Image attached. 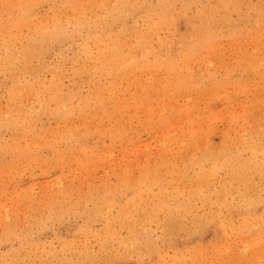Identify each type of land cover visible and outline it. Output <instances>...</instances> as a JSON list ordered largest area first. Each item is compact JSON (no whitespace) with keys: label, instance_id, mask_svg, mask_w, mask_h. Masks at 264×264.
<instances>
[{"label":"bare ground","instance_id":"6f19581e","mask_svg":"<svg viewBox=\"0 0 264 264\" xmlns=\"http://www.w3.org/2000/svg\"><path fill=\"white\" fill-rule=\"evenodd\" d=\"M261 18H264V0H0V98L5 100V104L2 103L5 107L0 103V264H61L62 259L67 264L72 253L77 260L68 264H79L85 252H89L84 256L88 262L98 264L111 257L113 261V257L118 255L124 258L123 253L129 248L130 255L133 253L137 262L147 255L154 264L150 257L154 247L150 246V227H147L150 220L145 221L142 238L136 236L134 227L142 224L144 218H149L147 215L159 218L156 226L161 227L157 228L160 232L153 231L158 233L157 240L161 244H171L172 237H178V227L183 228V235L187 234L188 238L192 225L198 230L213 223L223 229V233L229 230L231 232L227 234L236 236L235 231L240 224L233 220L240 219L235 214L241 216L242 222L249 219L251 223V218H257L258 222L260 215L255 210L257 203L262 201L260 195L264 193L257 191L264 187V161H259L256 148L258 146L260 152L264 151V121L249 122L252 116L247 115L245 106L251 108L253 92L255 95L258 90L264 92V19ZM247 21L251 27L243 34L241 27ZM224 39L239 41L224 43ZM255 40L259 46L253 45L257 43ZM245 42L255 48L243 51ZM228 44H232L235 51L226 60ZM51 54L56 57L52 61L49 59ZM67 76L71 77V82L65 86L63 80ZM240 96H246L247 102H241L244 104L242 108L238 102L243 111L237 112L233 104ZM33 102L38 109L36 112L33 111ZM217 106L226 110L228 121L221 130V137L216 140L211 135L219 111ZM252 115L254 117V113ZM42 117L53 120L54 125L39 121L37 132L31 125ZM204 123L209 124L205 129L201 128ZM139 127L163 138L171 149L172 141L175 145L176 141L179 142L180 146H176L183 149L175 146L178 150H167L156 161L155 157L151 159L145 152L142 154V147L132 163V168L141 177H138V182L132 178L133 183L136 182L134 185L143 183L147 187H134V194L122 195V187L118 190L120 185H116L117 188L113 186L122 175L117 181L113 175L115 181L111 185L102 181L106 186L100 188V192L85 187L84 192L76 190L72 196L61 189L60 182L41 197L34 196L33 191L28 193V189L31 192L33 187L31 184L28 188V185L20 183L26 167L28 176H43L44 173L46 176L50 170L62 171L61 167L69 158L85 170L84 166L103 155L102 151L94 152L96 147L92 144L100 142V138H93L94 133L109 135L115 144L123 143H118L119 147L135 143L132 150L138 148L141 142L138 140L141 138ZM153 129L158 133L155 134ZM5 134H8L7 138ZM158 142L160 139L155 143ZM61 144H76L77 152L65 148V145L61 148ZM110 153H106L108 158ZM131 155L134 156L133 153ZM120 157L117 161L120 159L125 163L122 155ZM130 164L125 170L121 169L123 173L130 169ZM77 170L79 173L80 169ZM178 176H184L183 179L190 183H187L188 188L185 187V199L181 198V189L174 185ZM79 178L87 180L84 176ZM162 178L167 186L171 184L173 190L168 191L163 186ZM10 180L16 193H22V199H13L12 193H6V182ZM105 180L108 181L107 178ZM46 182L45 185L48 184ZM49 183L48 188L52 181ZM148 188L154 189L153 195L135 196L141 194V189L146 191ZM162 192L166 194L162 195ZM113 206L117 210L110 212L115 216L107 212ZM95 209L102 212L97 214L92 211ZM64 212L72 219L82 217L77 231L90 232L93 238L99 237L101 241L96 242L95 250L86 240L88 236L82 242L77 239L79 243L72 242L73 235L72 239L71 236L62 238L60 232L52 234L50 239L44 237L47 230H51L52 223H61V213ZM185 213L189 217L188 224H184L187 220ZM64 215L62 217L66 218ZM95 220L101 222L100 228H90ZM260 224L264 225V222ZM243 225L246 231L248 225ZM118 228L125 229L126 235L121 234V229L117 231ZM256 234L257 242L260 238L264 242V236L259 234L257 239ZM111 241L122 244L119 251L122 254L114 252L112 245L111 248L108 246ZM154 244L159 249L158 243ZM220 244H216L215 251L222 249L218 253L224 252L227 246L225 241H220ZM261 244L262 250L264 244ZM62 245L65 249H61ZM201 253L196 255L201 256ZM231 253L235 258L236 254ZM157 254L161 257V251ZM222 258L225 259L224 256ZM149 261L142 264H151ZM234 263L232 260L231 264Z\"/></svg>","mask_w":264,"mask_h":264},{"label":"rangeland","instance_id":"374dc122","mask_svg":"<svg viewBox=\"0 0 264 264\" xmlns=\"http://www.w3.org/2000/svg\"><path fill=\"white\" fill-rule=\"evenodd\" d=\"M251 1H256V0H251ZM261 19H264V18H261ZM248 23H246V25L245 26H243V27H241V33H245L246 31H248V30H250V27H251V23H249V21H247ZM258 24V23H257ZM262 24H264V23H262ZM243 25V24H242ZM226 40H230L231 42H227ZM239 40L238 39H224V43H235V42H238ZM256 41V40H255ZM257 43H254L253 45H256V46H259V42L258 41H256ZM246 44H244L243 46H242V50L243 51H247V52H249V51H251V50H253L255 47L254 46H252V45H248V42H245ZM249 44H251V43H249ZM246 45H248V50H247V46ZM228 47H226V52H225V54H227L228 52V54H227V56L225 55V58H226V60L227 59H229V58H231L233 55H232V53H234V51H235V47H232V44L230 45V44H228L227 45ZM252 46V47H251ZM231 47V48H230ZM254 47V48H253ZM249 48H253V49H249ZM53 55V56H52ZM54 58H56V57H54V54H51L50 55V57H49V59L52 61V60H54ZM69 82H71V77L70 76H67V77H65V79L63 80V83H64V85L65 86H67L68 84H70ZM65 83H67V84H65ZM84 89H85V87H83ZM254 93V94H253ZM252 94H253V104H252V106H251V108L249 109L247 106H245V109H246V111H247V115L248 114H250L249 115V117H251L252 116V119L250 120L249 119V122L250 121H253L254 123L253 124H255V123H258V122H261V121H264V114H262V113H264V111H261V109L262 110H264V104H262V103H264V98H262L261 99V97H264V95H262V94H264V92H260L259 90H258V92L256 91V95H255V92H253ZM240 97H242V96H240ZM239 97V98H240ZM244 97V96H243ZM242 97V98H243ZM260 97V98H259ZM237 99V101L236 102H234L235 104H233V106H234V108H233V106H232V108L236 111L237 110V112L239 111H243V109H241L242 107H243V103H244V100H245V102H247L246 100V96L243 98V99ZM260 100H259V99ZM262 100V101H261ZM243 101V103H241ZM4 102V104H5V100H4V98L3 97H1L0 98V103H1V105L2 106H4L5 107V105L4 104H2ZM238 102L239 103H241L240 105H242L241 106V108L239 107L240 105L238 104ZM259 102V103H258ZM32 105H34L35 106V109H34V106H33V111H38V109H36V103H34L33 102V104ZM218 105H220V104H218ZM260 105L262 106V108L260 107ZM219 106H217V108H218ZM239 107V108H238ZM259 108L260 109V114H259V109H257V108ZM220 108L221 107H219L218 108V110L219 111H217L218 113H217V116H216V118H215V121H214V123H215V129H214V132L212 133V135H211V137L212 138H215L216 140L217 139H219L220 137H221V130H222V128L224 127V125L225 124H227V121H228V119H227V117L225 116L226 115V113H225V109L223 110V109H221L220 110ZM240 109V110H239ZM253 110V111H252ZM258 110V112H254V111H257ZM224 111V112H223ZM220 113V114H219ZM254 113V117H253V114ZM256 113H257V115H256ZM262 114V115H261ZM47 117V116H46ZM256 117V118H255ZM259 118V119H258ZM46 118L44 117H42V118H40L38 121H36L35 123H33L31 126H32V128L34 129V130H36L37 132H39L38 131V129L40 128V122H49L51 125L50 126H52V125H54V122H53V120H52V122H51V120H45ZM256 119V120H255ZM262 119V120H261ZM40 121V122H39ZM217 121V122H216ZM220 124V125H219ZM36 125V126H35ZM203 125V126H202ZM201 125V128H203V129H205L206 128V125H209V124H206V123H204V124H202ZM38 126V127H37ZM35 127H36V129H35ZM219 129V130H218ZM147 132H146V131ZM154 130V133L155 134H157L158 132H156L155 131V129H153ZM139 131H141L140 133L141 134H139ZM144 131V132H143ZM218 131V132H217ZM216 132V133H215ZM143 133V134H142ZM218 133V134H217ZM138 134H139V137H141V138H138V140H140L139 142L137 141L136 143H139L138 144V148H139V150H138V148H134L133 150H135V152H133V150H132V147L131 146H134L135 145V143H133V144H129V143H124L126 146L124 147V145H121V147H119L120 145L119 144H123V143H119V142H117V144H115V142H111L110 141V139L109 138H111L109 135H107V134H96V133H94L93 134V138H100L98 141H100V142H98V143H95V144H92V146L95 148L96 147V150L94 151V152H100V151H102L101 153H103V155H102V158L101 159H94V161L92 160V162H91V166L90 165H88V166H84V168H86L85 170L84 169H82L83 168V166L82 165H79L78 166V163L74 160V159H72V158H69V161H67V163L65 164V166H62L61 167V170L62 171H59V169L58 170H50L48 173H50V174H48L47 172V174H46V176H45V173L43 174V176H42V174H40L39 176L38 175H36V176H28L29 174H27V173H29V171H28V167H26V169L27 170H24L23 172H22V180H21V185L22 186H27L28 185V188H30L31 186H29L30 184L33 186L32 187V189H31V192H29L30 190L28 189V193H30V194H32V191H33V195L34 196H38V197H41V196H43V195H46V193L47 192H51L52 190H53V188H55V186L56 185H58V183L60 182V183H62L61 184V189H64V190H66V192L68 193V195L69 196H72L71 194H74L75 195V191L77 190V192L79 193V191H80V193L81 192H84L86 189H85V187H87V188H93L94 190H96V191H98V192H100L101 190H100V188H102V187H104V186H106V185H111V182H114L115 181V179H114V176H116L115 178H116V181H117V179L119 178V175H122V177H121V179L119 178V181H117V182H114L115 184L113 185V186H115L116 187V185H120L119 187H118V190H119V188H121L120 189V193L122 194V195H128L129 193L130 194H134V192H135V189H136V187L137 186H142L143 188L145 187H147V186H143V185H145V184H143V183H137L136 185H134L136 182H134L133 183V178H134V181H139L138 180V177L140 176L141 177V175H139L138 176V174H140V173H137L133 168H132V163L134 164V160L133 159H137L138 158V154H139V151H141L143 148V151H142V154L145 152V154H148L149 155V157L151 158V159H153L154 157H155V159H156V161H158V160H160L159 158L161 157H163V155L165 154V152L167 151V150H169V152H175L174 150H176L180 145V143L179 142H177L176 141V145H179L178 147L175 145V141H172L171 142V144L170 145H172L173 147V149H171L170 147H168L169 145H167V143L168 142H165L164 140H163V138H158V136H155L154 134H151L150 132H149V130L148 129H146V128H144V127H139V130H138ZM145 134V135H144ZM149 134H151V135H149ZM230 134V136H232V132H230L229 133ZM102 135V136H101ZM104 136V137H103ZM143 136V137H142ZM149 136V137H148ZM155 136V137H154ZM5 137L7 138L8 137V134H5ZM150 137H152V139L150 138ZM216 137H218V138H216ZM106 138V139H105ZM149 139H151L150 141H149ZM160 139V143L158 142V143H155V142H157L158 140ZM108 140V141H107ZM148 141H149V143H148ZM106 142H108V144L106 143ZM162 142H163V144H162ZM107 145H109V146H107ZM119 143V144H118ZM153 143V144H152ZM173 143H174V145H173ZM105 144V145H104ZM140 144H141V146H140ZM142 144H144V145H142ZM157 144H158V146H157ZM65 144H61V148H62V146H64ZM72 145H74V144H70V145H65V148H71L72 150H75L76 152H77V150H76V144L74 145V146H72ZM95 145V146H94ZM119 145V146H118ZM130 145V146H129ZM162 145H163V147H162ZM99 146V147H98ZM177 147V148H174V147ZM106 147V148H105ZM113 148V150H111L112 148ZM115 147L118 149V151H119V153H118V151H117V149L115 150ZM134 147H136V145L134 146ZM143 147V148H142ZM145 147H147V149L145 148ZM159 147V148H158ZM160 147H161V149H160ZM110 148V149H109ZM162 148H164V149H162ZM100 149H103V150H100ZM155 149V150H154ZM161 151H160V150ZM179 150H181V149H183V147H181V148H178ZM177 149V150H178ZM257 150H258V154H259V161H264V157H262V156H264V151H262V152H260V150L258 149V146H257V148H256ZM107 150V151H106ZM157 150V152H155ZM110 151H111V153H110ZM117 151V152H116ZM123 151V154L121 153ZM151 151V152H150ZM158 151H160V152H158ZM106 153L108 154V153H110V156H109V158L107 157L108 155H106ZM121 153V154H120ZM133 153V155L134 156H132L131 154ZM155 153V154H154ZM157 153H158V155H157ZM112 154V155H111ZM122 155V161L123 162H125V163H122L121 162V160L120 159H118V161H117V158H121L120 157V155ZM260 154H261V156H260ZM117 155H119V156H117ZM131 155V156H130ZM125 156V157H124ZM157 156V157H156ZM104 157V158H103ZM116 157V158H115ZM135 157V158H134ZM261 157V158H260ZM125 158V159H124ZM51 160H52V157L50 158ZM101 160V162L99 163V161ZM103 160V161H102ZM126 160V161H125ZM105 161H108V162H110L109 164H108V162L106 163ZM69 162V163H68ZM75 162V163H74ZM77 163V164H76ZM99 163V164H98ZM103 163V164H102ZM106 163V164H105ZM118 163V164H117ZM131 163V164H130ZM71 164V165H70ZM73 164H76V165H73ZM99 165L98 167H96L97 165ZM108 164V165H107ZM115 164V166L113 167V165ZM126 164V165H125ZM129 164H130V169L128 168V169H126V173L124 172H122V170H125V167L127 168V166H129ZM106 165H107V167H106ZM72 166H73V168H72ZM78 166V167H77ZM82 166V167H81ZM95 168H97V169H94L93 167ZM118 168H117V167ZM122 166H124V167H122ZM99 167H101V168H99ZM107 168L106 170L104 169V168ZM113 167V168H112ZM80 169V171H79V173H78V170L77 169ZM89 168V169H88ZM123 168V169H122ZM91 169V170H90ZM94 169V170H93ZM102 169H104V171H102ZM118 169V171H116V170ZM122 169V170H121ZM64 170V171H63ZM73 170L75 171V172H73ZM82 170H84L86 173H84V171H82ZM93 170V171H92ZM100 170V171H99ZM112 172H111V171ZM131 170V171H130ZM57 171V172H56ZM69 171V172H68ZM82 171V172H81ZM100 172V173H98V172ZM116 171V172H115ZM27 172V173H26ZM63 172V173H62ZM68 172V173H67ZM72 173L71 175L69 174V173ZM102 172H103V174H102ZM105 172V173H104ZM110 172V173H109ZM114 172H115V174H114ZM119 174H118V173ZM129 172V173H128ZM131 172H132V174H134V175H132L131 174ZM3 173L6 175V172L5 171H3ZM76 173H78V174H76ZM82 175H81V174ZM84 173V174H83ZM108 173V177L106 176V174ZM112 173V174H111ZM62 174V175H61ZM76 174V175H75ZM80 174V175H79ZM85 174H86V176H85ZM92 174V175H91ZM98 174V175H97ZM111 174V175H110ZM117 174H118V176H117ZM129 174V175H128ZM131 174V175H130ZM57 175H58V177H57ZM61 177H60V176ZM66 175V176H65ZM101 175V176H100ZM114 175V176H113ZM128 175V176H127ZM137 176V177H134V176ZM45 176V177H44ZM48 176H49V178H48ZM51 176V177H50ZM80 176H84V177H86L85 179H87V180H84V178H79ZM132 176H133V178H132ZM24 177V178H23ZM34 177V178H33ZM43 179V178H46V180L45 179H43L44 180V182H43V180H41V178ZM66 177V178H65ZM77 177V178H76ZM88 177V178H87ZM126 177V178H125ZM182 177V178H181ZM36 178H38V179H36ZM51 178V179H50ZM55 178V179H54ZM74 178H76V179H74ZM107 178L108 179V181L107 180H105V179ZM129 178H132V179H129ZM183 178H185L184 176H178L175 180V182H174V185H177L178 187H179V189H181V198L182 199H185L186 197H187V191H186V188H188V186L190 185V183H188L189 181H187V180H185V179H183ZM29 179V180H28ZM50 179V180H49ZM54 179V180H53ZM57 179V180H56ZM61 180V181H58V180ZM73 179L74 180H77V181H73ZM80 179V180H79ZM135 179H137V180H135ZM163 179L164 178H162L161 179V183H163V186L164 187H166V189L168 190V191H170V189L171 190H173V187L172 186H170L171 184L169 183L168 184V186H167V183H166V181L164 180L163 181ZM178 179L180 180H182L183 181V184L182 183H180V182H182V181H178ZM31 180V181H30ZM37 180V181H36ZM63 180V181H62ZM70 180V181H69ZM45 181H47L46 183H48V184H46L45 185ZM52 181V185H51V187L50 188H48L49 186H50V183L49 182H51ZM56 181V184H54V182ZM68 181V182H67ZM92 182V183H90L89 184V182ZM102 181H105V183H106V185H104L105 183L103 182V183H101ZM107 181V182H106ZM122 181V182H121ZM131 181V182H130ZM67 182V183H66ZM73 182H74V184H73ZM95 182H97V183H99V184H95ZM121 182V183H120ZM127 182V183H126ZM186 182V183H185ZM34 183V184H33ZM39 183V184H38ZM63 183H65V184H63ZM77 183V184H76ZM79 183V184H78ZM130 183V184H129ZM149 183V182H148ZM152 182H150L149 184H151ZM189 185H188V184ZM70 184V185H69ZM124 184H128V188L127 187H123L122 185H124ZM141 184V185H140ZM181 184V185H180ZM36 185V186H35ZM60 185V184H59ZM67 185V186H66ZM85 185H87V186H85ZM90 187H89V186ZM129 185H130V188H129ZM133 185V186H132ZM78 186V187H77ZM125 186V185H124ZM151 186H155V185H152L151 184ZM158 186V185H157ZM181 186V187H180ZM187 186V187H186ZM196 186V185H195ZM14 187V183L10 180V181H7L6 182V193H7V191L8 192H10V194L12 195V198L13 199H22L23 198V195H22V193H20V192H18V193H16L17 191H15V189L13 188ZM45 187V188H44ZM134 187H135V189H134ZM172 187V188H171ZM186 187V188H185ZM117 188V187H116ZM261 188V189H260ZM262 188H264V187H259L258 188V190L257 191H259V194H261L262 192H264V189H262ZM9 189V190H8ZM12 189V192L10 191ZM80 189V190H79ZM83 189H84V191H83ZM124 189V190H123ZM126 189H128L127 190V192L125 193V191H126ZM130 189V190H129ZM134 189V190H133ZM185 189V190H184ZM122 190L124 191L123 193H122ZM141 190H143V191H141V194H137V195H135L136 197H141L142 198V196H143V194H144V196L143 197H147V196H150V195H153L154 194V189L152 188V189H149L148 188V190H144V189H141ZM186 193V194H184V192ZM148 191V192H147ZM72 192V193H71ZM143 192V193H142ZM40 195H39V194ZM146 193H148L147 195H146ZM153 193V194H152ZM9 194V193H8ZM17 194V195H16ZM166 193H163L162 192V195H165ZM73 195V196H74ZM184 195H186V197H184ZM16 196V197H15ZM261 196V198H262V201H264V193H262V195H260ZM260 202V203H257V206H256V212L260 215V217L258 218V222H257V218L255 219V220H253L252 218L250 219L251 220V223L249 222V219L248 220H245V221H243L242 222V218H241V216H238L237 214H235V217L236 218H239L240 220H233V222L234 223H236V222H238L237 224L239 225V227H237V231H235L234 233L236 234V236H234V234H232L233 235V237L231 236V234H227V232H231V231H229V230H227V232H225V233H223V229H221V228H219L218 227V225L217 224H213V223H211V224H207L205 227H203V228H201V229H196L195 227H194V225H192L193 227H192V230H191V234H189L188 235V238L186 237L187 236V234H186V236L185 235H183L184 233V230H183V228L181 227V228H176V229H178V230H176L177 232H176V235L178 236V237H172L173 238V240H172V243L171 244H169V243H167V242H164V244L166 245V246H164V244H161V242L159 241V240H157V235H158V233H154V231H156V232H160V230H157V228L158 229H160L161 227L160 226H156V223H158V220H159V218H155L154 216L155 215H147L149 218H147V219H143L142 221H141V223L142 224H137V225H139V227L137 226V225H135L134 227H135V233H136V236L138 237V238H142L143 237V232L145 231L144 230V228L146 227V222H147V220H150V222H148L149 223V225L147 224V227H150V231H149V234H150V240H149V242H152V244H154V243H158V245H159V249H157V247L155 246V244L154 245H152L151 243V248H153V253H151V256L150 257H152L151 259H153V263L154 264H168V263H170V264H226V262H228L229 260H230V258L233 260V263L235 262V261H237V263L235 262L234 264H244L246 261L247 262H249V263H247L246 262V264H264V248H262V250L260 249L262 246H260V244L262 243V244H264V242H262L261 240V238H260V241L259 242H257V240H256V236L254 235V234H256L257 236L259 235V234H261V237L262 236H264V233H262V232H264V225H262V224H260L261 222H264V202ZM10 204V203H9ZM199 204V203H198ZM139 205H140V203H139ZM141 205H142V203H141ZM139 208H140V206H139ZM195 208H199V207H195ZM258 209V210H257ZM114 212H113V211ZM117 210V208H115V206H113L112 207V209H111V207L110 208H108V210H107V212H109V213H111V212H113V213H115V211ZM93 212H96L97 214H100L101 212H100V209H95V210H92ZM104 211H106V210H104ZM111 211V212H110ZM200 211V209L199 210H197V212H199ZM227 211V210H226ZM99 212V213H98ZM113 213H111V215L113 214ZM65 214V215H64ZM117 214V213H116ZM262 214V215H261ZM61 215L63 216L64 215V217H66V218H63L62 216H61V223H59V224H56L57 222H54V223H52L53 224V226H51L50 225V227H51V230L49 229V230H47V232L45 233V238H47V239H50L51 238V235L52 234H60V233H62L61 234V237L62 238H69L70 236H71V239H72V235H73V239H72V242H77V243H79V241L78 240H80V242H82V241H84L83 239L85 238V236H88V237H86V240L88 241V243L89 244H92L93 246H94V250H95V247H96V245H97V243H99V241H101V240H99V237H95V238H93L92 236V234L90 233V232H88L87 234L86 233H84V232H82V231H80L81 232V234H80V232L79 231H77V224L79 225L80 223H82V217H80L79 216V218L78 217H73V219H72V217H69L68 216V214L67 213H61ZM185 216H187V220L185 221V223L184 224H188L190 221H189V217H188V215H186V213L184 214ZM113 216H115L114 214H113ZM22 219L24 218V217H21ZM71 218V219H70ZM76 218H78V219H76ZM63 219V220H62ZM154 219H156V220H154ZM79 220V221H78ZM253 220V221H252ZM146 221V222H145ZM188 221V222H187ZM236 221V222H235ZM248 221V222H247ZM143 222H145L144 224H143ZM187 222V223H186ZM242 222V223H241ZM256 222V223H255ZM150 223H153L152 225L150 224ZM154 223H155V225H154ZM258 224V225H255V224ZM64 224V225H63ZM95 224V225H94ZM242 224V225H241ZM243 224H246V225H248L247 227H246V231H244L245 230V226L243 225ZM60 226V227H55V226ZM70 225H72V226H70ZM75 225V226H74ZM250 225V226H249ZM64 226V227H63ZM69 226V227H68ZM93 226V227H92ZM253 226H255L254 228H252ZM262 226V227H261ZM101 227V222L100 221H98V220H95V221H93L92 223H91V225H90V228H94V229H97V228H100ZM119 227V226H118ZM138 227V228H137ZM141 227V228H140ZM250 227V228H249ZM71 228V229H70ZM143 228V229H142ZM152 228V229H151ZM252 228V229H251ZM120 229L121 228H118V230L117 231H119L120 232ZM195 229V230H194ZM137 230H139L138 232L139 233H137ZM154 230V231H153ZM180 230V231H179ZM182 230H183V232H182ZM258 230V231H257ZM62 231V232H61ZM123 231V232H122ZM141 231H143V232H141ZM153 231V232H152ZM241 231V232H240ZM60 232V233H59ZM78 232V233H77ZM244 232V233H243ZM254 232H256V233H254ZM125 233V235H126V232H125V229H121V234H124ZM178 233V234H177ZM69 234V235H68ZM82 234H84L83 236H82ZM156 236H155V235ZM205 234V235H204ZM244 234V235H243ZM245 234H248V235H245ZM249 234H251L252 236H249ZM75 235V236H74ZM80 235V236H79ZM91 235V236H90ZM139 235V236H138ZM197 235V236H196ZM241 235L243 236V238H241ZM81 236H82V240H81ZM89 236L91 237V238H89ZM154 236H155V239H154ZM183 236V237H182ZM203 236V237H202ZM224 236V237H223ZM239 238H238V237ZM253 236H255V237H253ZM182 237V238H181ZM245 237H248V240H247V238L245 239ZM252 238V240L250 241V238ZM96 238H98V240L96 241V240H94V239H96ZM152 238V239H151ZM238 238V239H237ZM76 239V240H75ZM78 239V240H77ZM227 239V240H226ZM235 239V240H234ZM244 241H243V240ZM256 241H255V240ZM257 239H259V236L257 237ZM95 241V242H94ZM154 241V242H153ZM220 241H225V245H227L226 246V249H228L229 248V250H227L228 252H226V249L224 250V252H221V253H223V255H221V253H218V251L220 252V251H222V249L220 250V249H217V251H215L216 250V244H220ZM232 241V244L230 243ZM245 241H247L246 243H248L247 245L244 243ZM254 241V242H253ZM97 242V243H96ZM115 242H117V241H111L110 243H109V245L108 246H110V248L113 246V249H114V252H116V251H120V247L122 246V244H118V242L117 243H115ZM178 242V243H177ZM219 242V243H218ZM249 242H250V246L248 247V245H249ZM115 244V246L113 245V244ZM160 243V244H159ZM229 243V244H228ZM238 243V244H237ZM253 243V244H252ZM231 244V245H230ZM251 244L253 245L252 247H251ZM261 244V245H262ZM112 245V246H111ZM168 245V246H167ZM225 245H224V247H225ZM163 246V247H162ZM210 246H211V249H210ZM220 246V248H222L223 246H221V244L219 245ZM231 246H232V248L233 247H237L236 249L235 248H231ZM238 246H241V248L240 247H238ZM245 246H247L246 248H244ZM257 248H256V247ZM165 247H167V248H165ZM169 247V248H168ZM117 248H118V250H117ZM205 249V250H203V249ZM240 248V249H239ZM61 249H65V246L64 245H62L61 246ZM112 249V250H113ZM157 249V250H156ZM167 249V250H166ZM199 249H202V250H199ZM230 249H232V251L234 252V255L236 254L237 256H240V257H237L236 255H235V258H234V256H233V254L231 253L232 251L230 250ZM239 249V250H238ZM251 249V250H250ZM254 249V251H252ZM111 250V251H112ZM161 251V257H159L158 256V254H157V252H159V251ZM188 250V253L190 254H188L187 252H185V251H187ZM192 252H191V251ZM194 250H196V251H194ZM235 250V251H234ZM241 250H243L242 251V253H240L241 252ZM244 250H245V253H244ZM131 251V249L129 248L128 249V252L127 251H125V253H123V254H125V256H126V254L128 255L127 257L128 258H126L125 256H124V258H122V257H120V255H118V257L117 256H115V257H113V258H115V259H113V261H112V257L110 258V260H106L108 263L107 264H142L144 261H149L150 260V258L149 257H146L147 255H143V258H141V262L140 261H138L137 262V259L135 258V255L132 253L131 255H132V257H131V255H130V252ZM167 252V253H165V252ZM169 251V252H168ZM198 251V252H197ZM203 251V252H202ZM207 251H209L208 253H210L211 255H208V253H207ZM252 251V252H251ZM163 252V253H162ZM174 252V253H173ZM182 252V253H181ZM183 252H185V253H183ZM201 253V256H198V255H200V253ZM213 252H215L214 254H218V255H216L215 257H213L212 255H214L213 254ZM217 252V253H216ZM251 252V253H250ZM86 253H89V252H85V253H83V258H82V260H81V262L79 263V264H91L90 262H88L89 260L87 259V258H84V256H85V254ZM91 253H94L95 255H96V253L95 252H91ZM110 253H112V252H110ZM180 253V254H179ZM231 253V254H230ZM242 254V255H240V254ZM244 253V254H243ZM247 253H250V254H247ZM119 254H122V253H120L119 252ZM153 254H155V255H153ZM167 254H168V258H167ZM178 254V255H177ZM196 254H198V255H196ZM206 254V255H205ZM228 254V255H227ZM72 255H74L73 253L70 255V258H68V260H67V264L69 263V262H71V261H75V260H77V257H75V256H72ZM108 255H110V254H107L106 256H108ZM133 255H134V257H133ZM163 255H164V257H163ZM166 255V256H165ZM181 256V255H183L182 257H178V256ZM189 255V256H188ZM204 255V256H203ZM208 255V256H207ZM225 255H227V256H225ZM251 255V256H250ZM254 255L256 256V257H254ZM72 256V257H71ZM121 256H123V255H121ZM184 256H185V258H184ZM191 256H192V258H191ZM206 256V257H205ZM210 256V257H209ZM211 256H212V258H211ZM218 256H219V258H218ZM225 257V259L224 258H222V257ZM248 256H250L251 258H250V260H249V257ZM117 257V258H116ZM178 258L177 260H176V262H175V258ZM199 257V258H198ZM209 257V258H208ZM262 259V260H260V258ZM73 258V259H72ZM130 258V259H129ZM209 259L208 261L210 262H206V259ZM225 260L226 262H224L223 260ZM244 258H245V262H243V260H244ZM255 258V259H254ZM256 258H257V260H256ZM145 259V260H144ZM179 259H181L182 261H179ZM211 259H214V260H211ZM249 261H248V260ZM87 260V261H86ZM203 260V261H202ZM220 260V261H219ZM232 260H230L229 261V263L228 264H231L232 263ZM251 260H252V262H251ZM63 261V259L61 260V264H65L66 262L64 261V262H62ZM85 261V262H84ZM106 261L105 262H99L98 264H106ZM114 261H115V263H114ZM174 261V262H173ZM195 261V262H194ZM201 261V262H200ZM204 261H205V263H204ZM213 261V262H212ZM218 261V262H217ZM257 261V262H256ZM261 261V262H260ZM122 262V263H121ZM150 262V261H149ZM156 262V263H155ZM168 262V263H167ZM216 262V263H215ZM222 262V263H221ZM151 263V262H150ZM94 264H96V263H94ZM152 264V263H151Z\"/></svg>","mask_w":264,"mask_h":264}]
</instances>
